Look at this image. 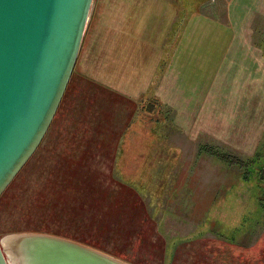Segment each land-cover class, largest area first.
Returning a JSON list of instances; mask_svg holds the SVG:
<instances>
[{
    "label": "rangeland",
    "instance_id": "rangeland-1",
    "mask_svg": "<svg viewBox=\"0 0 264 264\" xmlns=\"http://www.w3.org/2000/svg\"><path fill=\"white\" fill-rule=\"evenodd\" d=\"M193 1L185 0L189 6ZM200 1L205 18L213 17L220 25H227V27L233 25V20L230 17L227 18V13L231 10L230 7L234 8L232 17H234V12L241 17L243 11L248 12L251 29L246 28L249 26L248 18L244 24L241 21L239 28L244 27L243 29H246L245 37L247 36L248 40L252 38L253 41V38L256 39V37H258L257 41L264 40L262 35L264 33V19L261 17L264 15V0ZM145 3L146 0L93 1L82 48L73 70L74 76L71 86L77 84L82 88L84 78L93 83L97 87V89L93 88L96 89V93L91 96V101H87L85 107L88 109L95 105L98 113L95 117L94 112H89L90 109L83 112V108L79 104L80 101H78L80 99L78 96L83 94L82 91H80L81 94L77 93L78 111L75 109L76 106H72L69 115L64 119L65 121L60 118L62 111L59 112L55 122L53 121L52 126L50 125L46 138L50 134H60L63 141L50 142L49 151H43L42 148H39V152L35 151L36 153L32 155L0 196V241L13 234L40 233L76 241L96 250H109L112 254H108L111 256H120L122 250L128 251L131 248L132 245L126 236L125 240L123 238L118 240L120 245L117 247V244L111 240L113 236L110 232V234L108 233L106 228L104 205L108 199V192L113 195L115 191L100 189L99 182L93 183V181H98L103 174L86 172L82 175L77 169L78 174L67 175L68 188L61 186L64 182L61 181L60 183V177L62 176L61 168H64L62 161L70 165L77 161L87 162L90 160L99 163L97 157L99 150L95 148L97 145L95 135L104 134L107 137V134H115V130H109L108 125L114 126L115 124L114 113L118 101L115 102L106 95L104 97L103 87L105 86L96 81H91L87 75L95 74L97 80L101 81L99 71L106 73L112 71L113 73L115 61L112 51L113 41L110 42V39L114 36L115 17L120 11H124L123 8L126 6L132 4L145 5ZM173 3L175 0H172ZM179 4H182V0ZM229 15L231 16V13ZM237 18L239 16H236L234 20ZM236 26L238 25L234 26L235 32L237 31ZM258 27L262 29L254 32V29L258 30ZM262 41L260 42L262 43ZM108 43L112 45H106ZM100 48L103 51L99 54ZM93 51L94 53L91 54ZM255 53L259 54L258 49H255ZM220 62L217 73L219 91L216 75L210 79V67L203 68L201 89L204 93L202 92L201 103L199 101L200 95L195 98V101H185L184 106L186 108L183 111H179V113L172 111L170 115L166 116L172 120L179 118L181 123L185 121V131L183 129L178 133L176 126L172 125L165 128L158 126L155 145L171 151L178 148L181 151V156L184 157L183 162L179 163L180 166L175 170L173 169L175 177H177V184L181 188L172 190L167 199L166 197L163 199L165 203L161 206L163 208L161 233L170 234L171 232V235L177 236L175 239L178 240V238L183 239L181 236L194 237L202 232L208 238L211 237L207 240L208 242L215 239L214 244L207 250L204 246L203 249L200 247L197 249L193 243L189 244L188 248L181 245L183 252L174 247L176 251L171 254V263L169 259L168 264H213L214 259L219 255V253H215L218 252V248L222 247H217L218 240L213 238L218 235L227 241H235L237 244L249 246L244 250V253H240V260L244 256L246 259L250 258L252 263L261 256V253H264V220L262 219V224L257 221L260 219L259 217L264 216V105L261 110H257L259 109L258 104H245L243 107L241 101L236 100L235 95V90L243 89L242 87L245 86V89L251 88L244 78L243 70L236 69L238 75L236 77L231 66L233 63H230V67H228L226 63H223V60ZM189 63L191 64V62ZM81 76L83 78L79 80L78 77ZM110 81L113 83V79ZM196 90H200L199 84ZM238 96L239 98L242 97V95ZM238 106L239 108H237ZM147 108H151L153 112L157 111L151 104H148ZM250 108H256V110ZM84 113L87 115L84 116ZM180 113L184 114L178 117ZM58 127L60 131H57ZM160 129L162 130L160 131ZM158 137L162 140H158ZM202 144L214 146L222 153L231 154L234 156V158H230L231 160L240 159L243 162L248 163L250 161L252 163L241 170L235 166L232 167L233 169L227 168L221 161L209 159L205 155L201 156L198 150ZM81 146L87 149L88 156L77 158ZM196 151L198 152L197 156H195ZM255 154H258L259 157L254 158L253 155ZM65 155L67 156L65 157ZM183 166L186 168L185 170L182 169ZM76 167L83 166L77 164ZM84 169L86 171L91 170L90 167L85 166ZM95 169L97 170L98 167L95 166ZM172 175L174 176V174ZM185 177L186 181L184 182ZM83 178L85 183H82ZM231 183L235 186V196L240 199L241 205H237V201H235L227 210L226 205L222 202L219 204L218 212L215 209L210 211L211 202L216 197L225 198L228 194L226 186L231 187ZM225 213H227V218L224 217L226 216ZM210 215L214 217L213 225L209 220ZM200 218L201 221H195V219ZM205 218L209 221L203 224L202 221ZM217 218L226 222L222 224V227L224 231L229 233L216 234L222 229L219 226V221L216 220L215 222ZM233 223L234 226H232ZM198 224L201 226L198 227ZM256 224L257 226L254 227ZM164 239L169 241L172 238ZM107 241L112 243L108 244L107 247L103 246L101 242L106 244ZM110 245L111 247H109ZM139 248L142 251L143 249L147 250L143 251V257H147L150 251L147 245L144 244ZM115 251L120 252L116 254ZM162 251H165V247L160 246L156 249V254H160ZM155 256L158 257L156 263H159V255ZM8 262V264H12L9 259Z\"/></svg>",
    "mask_w": 264,
    "mask_h": 264
},
{
    "label": "crops",
    "instance_id": "crops-1",
    "mask_svg": "<svg viewBox=\"0 0 264 264\" xmlns=\"http://www.w3.org/2000/svg\"><path fill=\"white\" fill-rule=\"evenodd\" d=\"M180 1L175 0V3L172 4V0H146L145 5L132 4L124 7V11H120L115 17L114 36L110 39V42L113 41L112 51L115 61L113 73L112 71L108 73L99 71L101 81L97 80L95 74L87 75L91 81H96L105 86L103 87L104 97L106 95L115 102L118 101L114 113L115 124L114 126L108 125V129L115 130V134H107V137L104 134L95 135V142H97L95 148L99 150L97 156L99 163L90 160L87 162L77 161L70 165L62 161L64 168H61L60 183L61 181L64 183L59 185L64 188L69 187L67 175L78 174L77 169H79L82 175L86 172L103 174L98 181H93V183L99 182L100 189L115 191L113 195L108 192V199L104 205L106 215L104 222L107 223L108 233L110 232L113 236L111 240L117 244V247L120 245L118 240L120 238L125 240V236L131 243L132 246L128 251L122 250V255L113 256L129 264H168L171 254L177 248L178 251H184L181 245L188 248V245L193 243L197 249L199 247L203 249L204 246L207 250L215 242V239L208 242L207 240L211 237L208 238L202 232L194 237L181 236L183 239L178 238L177 240L175 239L177 236L171 235V232L170 234L161 233L162 228H160L163 221V213H161L163 208L161 206L165 203L163 199L165 197L167 199L172 190L181 188L177 184V177H175L173 169L175 170L180 166L179 163L183 162L184 157L181 156V151L178 148L172 149V152L170 149L164 150L155 145L158 126L163 128L170 127V125L176 126L178 133L184 129L185 121L181 123L179 118L172 120L166 116L170 115L172 111H178V113L183 111L186 108L184 106L185 101H195V98L200 95L199 101L201 103L202 92L204 93L201 89L202 69L210 67V79L216 75L219 91L217 73L220 68V61L223 60V63H226L228 67H230V63H233L231 66L235 72L234 75L238 76L236 69L243 70L244 78L249 83L248 86H251L248 89H245V86L242 87L243 89L235 90L236 100L241 101L243 107L245 104H258L259 109L257 110H261L264 105V40H260L262 43L257 41L258 37L253 38V41L252 38L248 40L247 36L245 37L246 29H243L244 27L239 28L241 21L244 24L248 18L249 26L246 28L251 29L249 13L243 11L241 17L234 12V17H232L234 8L228 6L231 10L228 8L227 18L230 17L233 20V25L227 27V25H220L213 17L205 18L200 0H194L190 6L185 0H182L180 5ZM236 16L239 18L234 20ZM261 17L264 19V15ZM235 25H238L236 32L234 30ZM260 29L262 28L258 27V30L254 29V32H258ZM262 35L264 36V33ZM106 45L111 46L112 44ZM98 47L100 46L98 45ZM255 49H258L259 54L255 53ZM101 51L103 50L100 48L98 53L100 54ZM93 53L94 51L91 52V54ZM73 76L72 73L59 106L60 111H62L60 118L65 121L64 119L69 115L72 106H76V111L79 110L77 107L78 98L81 99L78 101H80L79 104L83 108V112L90 109L89 112H94L96 117L97 106L94 105L87 109L85 105L87 101L92 100L91 96L96 93L97 87L85 78L82 80V76L78 77L79 80L83 81L82 88L77 84L71 86ZM111 79H113V83L110 81ZM198 84L200 90H196ZM94 87L96 89H93ZM80 91L83 94L77 98V93ZM238 95H242V97L239 98ZM148 104L154 105L157 111L151 112V114L143 111ZM250 109L256 110V108ZM183 114L180 113L178 117ZM83 115L87 114L84 113ZM129 127L130 130H128ZM57 131H60L59 127ZM46 136L47 134L36 152H39V148H42L43 151H49L51 143L63 141L60 134H50L47 138ZM158 140L162 139L158 137ZM79 149L77 158L88 156L87 149H84L83 146ZM198 152L201 156L205 155L209 159L217 160L201 150ZM198 152L196 151L195 156L198 155ZM77 164H81L83 167L78 168L76 167ZM74 165L75 167H73ZM84 166L90 167L91 170L86 171ZM95 166L98 167L97 170ZM226 167L232 168L234 165ZM182 169L185 170L186 168L183 166ZM64 178H66L67 183ZM185 181L186 177L184 178ZM82 183H85L84 178ZM226 188L228 190L227 196L225 198L216 197L211 202L210 211L215 209L218 212L219 204L222 202L226 205L227 210L235 201H237V205H241L240 199L235 196V186H226ZM141 190L147 192L144 194ZM157 215L160 216L156 217ZM224 215L227 218V213ZM107 216L109 217L107 218ZM207 218L202 221L203 224L211 220L213 225L214 217L210 215L209 220ZM259 218L256 219L262 224L264 216ZM199 220L201 221V218L195 219V221ZM216 220L219 221L221 227L222 224L226 223L222 222V219L217 218L215 222ZM197 226L200 227L201 225L198 224ZM256 226L257 224L254 225V227ZM218 233L229 232L224 231L222 227L216 232V234ZM163 236L172 239L167 241ZM213 238L218 240L217 247L222 246L215 253H219V255L216 256L213 264H256L257 261L251 263L250 258L246 259L244 256L242 260L239 258L240 253H244V250L249 247L248 245L227 241L219 235ZM101 243L107 247L112 242ZM144 244L150 250L147 257H143V251L147 250L143 249L142 251L139 248ZM160 246L165 247V251L156 254V249ZM174 247H176L175 250ZM101 252L108 254L111 251L102 250ZM115 252L117 254L120 251ZM155 255H159V263H156L158 257ZM140 259L142 260L138 261ZM258 262L261 264L262 260L259 259Z\"/></svg>",
    "mask_w": 264,
    "mask_h": 264
},
{
    "label": "water",
    "instance_id": "water-1",
    "mask_svg": "<svg viewBox=\"0 0 264 264\" xmlns=\"http://www.w3.org/2000/svg\"><path fill=\"white\" fill-rule=\"evenodd\" d=\"M94 0H0V196L45 137L64 96ZM129 264L58 236L0 241V264Z\"/></svg>",
    "mask_w": 264,
    "mask_h": 264
},
{
    "label": "trees",
    "instance_id": "trees-1",
    "mask_svg": "<svg viewBox=\"0 0 264 264\" xmlns=\"http://www.w3.org/2000/svg\"><path fill=\"white\" fill-rule=\"evenodd\" d=\"M143 111L150 113V114H151V112H153V110H151V108H147V106H146V109H144ZM59 112H60V108L58 109V111L54 117V120L59 116ZM128 130H130V127ZM200 150L202 152H204L205 154L216 158L218 161L223 162V164H225L228 167H231L232 165H234L235 167H237L241 170L243 167H248L252 163L250 161L248 163H246V162L241 161L240 159L239 160L237 159V161L231 160L230 158H234V156H232L231 154L222 153L218 148H216L214 146H208V145L202 144L200 146ZM258 157H259L258 154H256L254 156V158H258ZM263 175H264V173H263ZM141 192H144V194H145L147 191L141 190ZM259 259L262 260L261 264H264V253H262L261 256L259 258H257L256 260H254L253 262L257 261L256 264H260L258 262Z\"/></svg>",
    "mask_w": 264,
    "mask_h": 264
},
{
    "label": "bare ground",
    "instance_id": "bare-ground-1",
    "mask_svg": "<svg viewBox=\"0 0 264 264\" xmlns=\"http://www.w3.org/2000/svg\"><path fill=\"white\" fill-rule=\"evenodd\" d=\"M9 263V262H8Z\"/></svg>",
    "mask_w": 264,
    "mask_h": 264
}]
</instances>
